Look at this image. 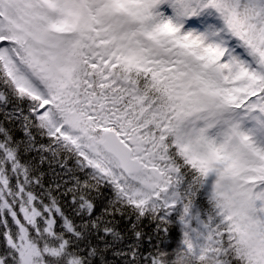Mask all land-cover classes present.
Segmentation results:
<instances>
[{
    "label": "snow or ice",
    "instance_id": "snow-or-ice-1",
    "mask_svg": "<svg viewBox=\"0 0 264 264\" xmlns=\"http://www.w3.org/2000/svg\"><path fill=\"white\" fill-rule=\"evenodd\" d=\"M0 264H264V0H0Z\"/></svg>",
    "mask_w": 264,
    "mask_h": 264
}]
</instances>
